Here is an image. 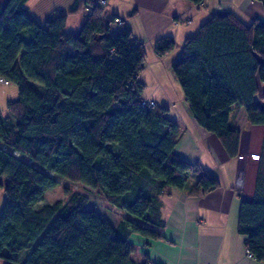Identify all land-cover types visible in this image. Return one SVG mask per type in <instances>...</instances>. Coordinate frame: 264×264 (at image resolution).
<instances>
[{
  "label": "trees",
  "instance_id": "1",
  "mask_svg": "<svg viewBox=\"0 0 264 264\" xmlns=\"http://www.w3.org/2000/svg\"><path fill=\"white\" fill-rule=\"evenodd\" d=\"M28 1L0 2V82L18 88V98L7 102L8 115L0 109V186L6 194L0 258L6 250H27L21 264H138L128 239L164 238L162 191L184 190L199 172L191 195L208 194L220 183L177 154L182 130L168 107L142 104L144 45L126 27L110 31L117 17L104 13L101 0H76L64 15L43 21ZM84 6L89 14L74 34L67 19ZM175 46L163 37L154 53L163 58ZM172 70L195 121L237 157L242 134L230 125L232 107L244 108L250 125L264 127V101L258 99L264 22L214 15L185 40ZM261 156L254 197L242 201L238 217V233L258 262H264V141ZM61 179L89 187L130 218L115 227L109 208L71 189L67 201L37 208ZM143 264H151L148 257Z\"/></svg>",
  "mask_w": 264,
  "mask_h": 264
},
{
  "label": "crops",
  "instance_id": "2",
  "mask_svg": "<svg viewBox=\"0 0 264 264\" xmlns=\"http://www.w3.org/2000/svg\"><path fill=\"white\" fill-rule=\"evenodd\" d=\"M75 1L29 0L27 6L43 21L64 15ZM87 13L84 6L79 13L69 16L67 29L79 33ZM104 13L122 21V24L111 22L112 33L126 27L143 43L146 67L140 81L147 87L143 97L168 107L170 118L180 125L177 154L199 166L201 171L210 172L220 183L208 194L191 195L199 172L191 178L192 185L184 190L162 191L160 216L165 222L164 238L139 237L142 259L134 261L143 264L148 257L151 264H264L248 256L245 237L238 233L241 203L252 199L255 193L259 161L251 157L260 154L264 127L250 125L244 108L233 106L230 125L242 136L239 155L230 158L220 140L195 121L172 72L185 40L196 34L208 19L231 13L246 24L256 19L264 22L263 4L259 0H203L199 3L193 0H107ZM167 36L174 39L176 46L159 58L154 46ZM259 91L258 99L264 101V82H259Z\"/></svg>",
  "mask_w": 264,
  "mask_h": 264
},
{
  "label": "rangeland",
  "instance_id": "3",
  "mask_svg": "<svg viewBox=\"0 0 264 264\" xmlns=\"http://www.w3.org/2000/svg\"><path fill=\"white\" fill-rule=\"evenodd\" d=\"M87 11L89 13V8H87ZM88 13H87V15H88ZM144 71H143V73H144ZM172 72H173V70H172ZM142 74H141V76H142ZM141 76H140V78H141ZM162 81H166V79L162 78ZM146 89H147V87H146ZM17 98H18V88L15 84L9 83V82L8 83H1L0 82V109H1L2 116L8 115L7 102L9 100H15ZM143 99L147 100L144 97H143ZM148 101H153V100H148ZM261 102H263V101H261ZM263 141H264V139H263ZM263 141H262V144L259 146V148L261 149L260 154H257V155L252 154L254 156L251 157L252 159H257L259 161V163H258L259 166H262L261 151H262V147H263ZM241 156L245 157V155H241ZM255 156L256 157L258 156V158H256ZM258 172H259V169H258ZM194 175H195V173H193L189 176V179L186 183V187L192 185L191 178ZM1 182L6 183V178H2ZM69 189H71L72 191L84 192L87 195H89L90 198L92 200H94L95 202L100 203V204L106 206L107 208H109L111 210L109 220H110V223L115 227H117L120 224V222L122 221V219H124V217L130 218V214H128V212L125 209H123L121 207H117L115 205H112L111 203H109L108 201L103 199L102 197L96 195L89 187H85L83 185L73 184L72 182H70L66 179H61L60 183L57 187L48 190L45 193L44 198L36 204V207L41 208L42 206H44L46 204H53L59 200L60 201H67V198H68L67 191H69ZM5 198H6V194H5L4 186H0V216H1L3 206H4ZM87 209L91 210L92 205L91 204L88 205ZM139 237L140 236L133 234L128 239L136 247L134 253L132 254V258L134 260H136V259L141 260L142 259V256H141L142 250H141V247L139 246V243L137 241V239ZM28 253H29V251L26 250V251H23L21 253L12 254L6 250V251H4L5 257L0 258V264H15L16 263L15 259L19 260V262L21 264V263L25 262V259L28 255ZM21 257H24V260H21Z\"/></svg>",
  "mask_w": 264,
  "mask_h": 264
},
{
  "label": "built area",
  "instance_id": "4",
  "mask_svg": "<svg viewBox=\"0 0 264 264\" xmlns=\"http://www.w3.org/2000/svg\"><path fill=\"white\" fill-rule=\"evenodd\" d=\"M106 1H107V0H101V1H100L101 5H102V6H105V5H106ZM88 14H89V13H88ZM116 21H117L119 24H122L121 19H116ZM1 82L3 83L4 81L1 80ZM142 104H143L144 106H146L147 104H149V105H155V102H154V101H148V100L143 99ZM248 256L252 258V255H251L250 253H248Z\"/></svg>",
  "mask_w": 264,
  "mask_h": 264
},
{
  "label": "water",
  "instance_id": "5",
  "mask_svg": "<svg viewBox=\"0 0 264 264\" xmlns=\"http://www.w3.org/2000/svg\"><path fill=\"white\" fill-rule=\"evenodd\" d=\"M104 37V34L103 35H101V37H98L97 39H100V38H103Z\"/></svg>",
  "mask_w": 264,
  "mask_h": 264
}]
</instances>
